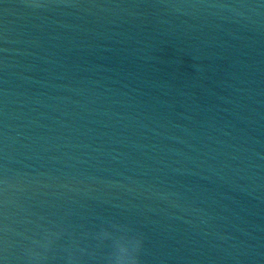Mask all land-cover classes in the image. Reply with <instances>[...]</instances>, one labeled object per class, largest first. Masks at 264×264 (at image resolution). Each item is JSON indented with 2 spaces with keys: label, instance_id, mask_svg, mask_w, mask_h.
Listing matches in <instances>:
<instances>
[{
  "label": "water",
  "instance_id": "1",
  "mask_svg": "<svg viewBox=\"0 0 264 264\" xmlns=\"http://www.w3.org/2000/svg\"><path fill=\"white\" fill-rule=\"evenodd\" d=\"M5 178L36 214L131 222L143 264H264V0H0V264H21Z\"/></svg>",
  "mask_w": 264,
  "mask_h": 264
},
{
  "label": "clouds",
  "instance_id": "2",
  "mask_svg": "<svg viewBox=\"0 0 264 264\" xmlns=\"http://www.w3.org/2000/svg\"><path fill=\"white\" fill-rule=\"evenodd\" d=\"M24 191L5 178L4 206L18 209L29 226L22 234L21 264H143L146 237L131 222L102 218L88 226L73 223L72 212L55 219L39 215L21 201Z\"/></svg>",
  "mask_w": 264,
  "mask_h": 264
}]
</instances>
